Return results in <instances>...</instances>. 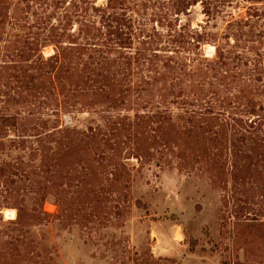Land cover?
<instances>
[{
  "label": "rangeland",
  "instance_id": "obj_1",
  "mask_svg": "<svg viewBox=\"0 0 264 264\" xmlns=\"http://www.w3.org/2000/svg\"><path fill=\"white\" fill-rule=\"evenodd\" d=\"M14 8L0 1V39L23 33ZM203 19L197 5L188 21ZM3 97L0 264H264V158L252 139L145 124L132 139L92 142L82 132L105 124L104 113L38 117L21 105L9 122L2 109L17 99ZM43 157L54 162L48 173L37 168Z\"/></svg>",
  "mask_w": 264,
  "mask_h": 264
},
{
  "label": "trees",
  "instance_id": "obj_2",
  "mask_svg": "<svg viewBox=\"0 0 264 264\" xmlns=\"http://www.w3.org/2000/svg\"><path fill=\"white\" fill-rule=\"evenodd\" d=\"M12 3L23 13V33L0 39V94L6 104L17 99L2 109L5 121L21 105L38 117L99 111L106 123L88 126L87 141L132 139L145 124L152 132L167 125L215 142L225 132L231 144L252 139L261 148L255 159L264 158V137L251 138L264 132V0ZM197 5L204 19L194 27L188 20ZM48 46L54 53L45 55ZM53 167L45 157L37 166Z\"/></svg>",
  "mask_w": 264,
  "mask_h": 264
},
{
  "label": "bare ground",
  "instance_id": "obj_3",
  "mask_svg": "<svg viewBox=\"0 0 264 264\" xmlns=\"http://www.w3.org/2000/svg\"><path fill=\"white\" fill-rule=\"evenodd\" d=\"M214 52H215V47L212 46V45H207V47H206V53L208 55H213ZM46 53H51V49L50 48L47 49L46 50ZM6 216L13 218L15 216V210L14 209H7L6 210Z\"/></svg>",
  "mask_w": 264,
  "mask_h": 264
}]
</instances>
